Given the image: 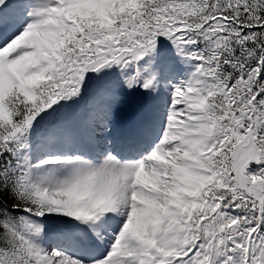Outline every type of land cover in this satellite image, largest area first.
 I'll return each instance as SVG.
<instances>
[{"label":"snow or ice","instance_id":"6c2138e0","mask_svg":"<svg viewBox=\"0 0 264 264\" xmlns=\"http://www.w3.org/2000/svg\"><path fill=\"white\" fill-rule=\"evenodd\" d=\"M0 264H264V0H0Z\"/></svg>","mask_w":264,"mask_h":264}]
</instances>
